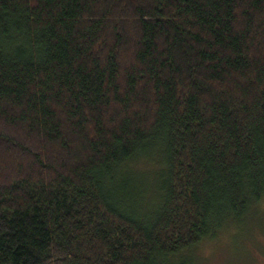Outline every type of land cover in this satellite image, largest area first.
Listing matches in <instances>:
<instances>
[{"label":"trees","instance_id":"1","mask_svg":"<svg viewBox=\"0 0 264 264\" xmlns=\"http://www.w3.org/2000/svg\"><path fill=\"white\" fill-rule=\"evenodd\" d=\"M259 217L264 0H0V264H183Z\"/></svg>","mask_w":264,"mask_h":264},{"label":"rangeland","instance_id":"2","mask_svg":"<svg viewBox=\"0 0 264 264\" xmlns=\"http://www.w3.org/2000/svg\"><path fill=\"white\" fill-rule=\"evenodd\" d=\"M258 221L250 238H228L216 247L204 246L199 253L185 255L183 264H264V225L261 217Z\"/></svg>","mask_w":264,"mask_h":264}]
</instances>
